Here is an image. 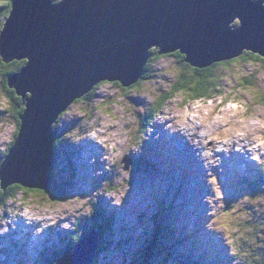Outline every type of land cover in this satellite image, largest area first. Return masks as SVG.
I'll use <instances>...</instances> for the list:
<instances>
[{"label":"rangeland","instance_id":"374dc122","mask_svg":"<svg viewBox=\"0 0 264 264\" xmlns=\"http://www.w3.org/2000/svg\"><path fill=\"white\" fill-rule=\"evenodd\" d=\"M236 26L237 19L230 24L231 28ZM250 59L233 62L226 70L220 68L221 93L210 100L211 105L194 109L197 101H207L185 103L186 96L177 94L150 117V123H143L140 117L175 82L181 70L175 56L153 64V75L137 88L103 83L93 96L69 105L52 128L64 136L51 166L57 187L18 193L0 207V264H22L19 255L28 259L26 264H44L82 230V220L98 204L96 213L106 209L98 213L100 220L112 217L107 236L111 243L90 264H133L159 225L163 226L159 232L162 245L174 246L163 264H248L257 220L264 219V189L257 194L253 188L259 178L264 180V172H259L264 168V144L259 143L264 139V61ZM2 71L0 68V76ZM177 108L197 115L186 116L178 126L175 121L180 117L173 115ZM92 125L101 129L88 130ZM16 130L8 101L0 95V162L15 140ZM225 130H229L228 143L209 139ZM236 130L243 131L244 137L234 136ZM99 131L103 142H108L99 144L107 161L93 167L95 183L90 185L86 179L82 188L78 180L85 177L77 178L76 174L81 152L77 144L82 136ZM217 147L223 150L217 152ZM209 150L211 155L202 157ZM246 154V158L253 156L252 163L248 159L250 165L243 163L242 155ZM254 194L262 198L251 201L249 195ZM25 207L23 218L20 213ZM49 217L53 221L44 224ZM24 219L29 221L23 232L34 233L25 238L16 230ZM33 221L43 223L32 226ZM259 221L264 224V220ZM261 231L258 237L264 239ZM33 239L37 241L31 242ZM242 241H247L245 246H240ZM259 255L258 251L251 257Z\"/></svg>","mask_w":264,"mask_h":264},{"label":"water","instance_id":"95a60500","mask_svg":"<svg viewBox=\"0 0 264 264\" xmlns=\"http://www.w3.org/2000/svg\"><path fill=\"white\" fill-rule=\"evenodd\" d=\"M153 48L199 68L244 51L264 58V0H12L0 58L26 61L8 79L24 110L1 188L47 189L58 117L100 83L135 84ZM98 236L87 232L55 264H90Z\"/></svg>","mask_w":264,"mask_h":264},{"label":"trees","instance_id":"16d2710c","mask_svg":"<svg viewBox=\"0 0 264 264\" xmlns=\"http://www.w3.org/2000/svg\"><path fill=\"white\" fill-rule=\"evenodd\" d=\"M54 1H58V0H54ZM11 7H12V0L0 1V24H1L0 29L1 27L3 28L2 25H4L6 18L9 16ZM239 24L240 23L238 21V26ZM238 26H236L235 28H238ZM148 54L150 57H149L148 62L144 65L142 76L135 84H133L132 86L128 88H137L139 87L142 80H147L149 77H151L153 75L152 74L153 64H155L157 61H159L163 57H166V56L177 57L178 60L181 62V70L177 72L176 77H175V82L170 85V90L168 92L161 93V95L155 99V102L153 103L150 111L146 113L145 115H142V117H140V121H142L143 123H150L149 122V120L151 119L150 117L153 116L154 113L161 111L164 108L165 104L169 101H172L173 96H176L177 94H184L186 96L184 100L185 103H189V102H193L197 100H204V101L214 100L221 93L220 78L217 75L220 72V68H222L223 70H226V67L230 65L231 63L238 62L244 59H249V58L251 59L255 58V60L259 59L261 61H264V58L260 57L257 54L251 53L249 51H244L240 57L222 60L220 62H214L209 66L199 68V67H193L190 64L186 63L185 55H183L180 52V50H177L175 52H167V53L161 54L159 48H153L149 50ZM25 63H26L25 60L4 63L2 59L0 58V68L3 69L2 74L0 76V95H2V98L4 100L8 101L9 108L11 110V113L13 115L14 122L17 128L15 137L17 136V132L19 129V124H20L19 116L23 113L24 105H23L22 98L16 94L14 89L9 87L8 79L11 75L17 73L25 65ZM103 83H109V82H103ZM103 83H100V84H103ZM112 84L120 85L118 82H112ZM99 85L95 86L91 92L86 94L84 96V99H87L93 96L96 91V88ZM54 135H55V141L52 146L53 156L57 152V150L63 146L61 144L63 142V137H64L63 135H61L55 130H54ZM14 141H12L11 145L9 146L8 151L6 152V155L9 153V150L11 149ZM259 172H264V168H262L261 171ZM54 173L55 171L53 167H51L49 170V176H50L49 186L50 187H48L47 190L53 191L52 187L54 186V189L57 187V180H56V176ZM253 188L254 190L258 191L257 194H259L264 189V180L259 178L258 184L257 185L254 184ZM29 190L30 189L23 188L19 185H13L11 187L6 188L5 190H3L0 186V207L3 206V204L7 202V200L14 198L18 193L22 192L23 194L26 195L28 194ZM249 196H251V201L262 198L261 195L256 196V194L249 195ZM98 207L100 208L99 204L98 206H96L95 210H93V212L88 215L86 219L82 220V223H83L82 225L84 226L82 230H79V232H76L74 236L71 237L72 239L67 243L64 249L59 251V253L54 254L55 256L54 255L51 256L46 262H44V264H55L57 257L60 256L62 251H64L68 247L79 242L87 232L94 230V229L97 230L98 233L100 232L98 236L99 237L98 247L95 252L94 259L101 251L106 249V247L111 243L110 240H107V236H108V233L111 232L110 225H112L111 224L112 217L108 218L104 216L103 218L101 216L102 218L100 220L99 218L100 214L98 215V213L102 214L104 213L106 209L105 208L104 210L101 209V212L96 213V209ZM259 220H264V219L259 218L257 220V225L254 230V234H255L254 241L253 242L250 241L251 247L248 250V254L249 253L251 254L250 259H248V262H249L248 264H264V239L258 237L259 235L257 234V232H259L262 229L261 232L264 235V224L262 225L261 223L263 222H260ZM161 229H163V226L159 225L155 231L156 232L155 236L148 241L146 240L147 246L143 250V254H140L141 255L140 257L136 255L135 257H137L136 259L137 261L134 260L133 264H153L154 263L153 260H155L157 257H159L157 259L158 264H163L169 260L171 254L173 253L171 250L173 249L174 246H171V245L163 246L162 245L160 239H161V236L163 238V235L159 233ZM158 234L160 236H158ZM245 243H247V241L245 242L242 241L240 243V246H242L243 244L245 246ZM262 244H263V248L260 249ZM258 251L260 255L252 258L251 256L255 254V252H258ZM162 253L163 255H161ZM162 258L165 260L163 261ZM159 259H161V261ZM189 264H191V262Z\"/></svg>","mask_w":264,"mask_h":264},{"label":"bare ground","instance_id":"6f19581e","mask_svg":"<svg viewBox=\"0 0 264 264\" xmlns=\"http://www.w3.org/2000/svg\"><path fill=\"white\" fill-rule=\"evenodd\" d=\"M1 25V24H0ZM260 114V113H259ZM124 119H125V117H123ZM253 124H254V122H253ZM257 126V125H256ZM105 127H107V125L105 126ZM98 128L99 129H101L100 128V126H90L89 127V129L88 130H98ZM109 128H111V127H109ZM205 128V127H204ZM65 129V128H64ZM104 133H108V130H105L104 131ZM116 134V133H115ZM80 135V134H79ZM81 136V135H80ZM108 136H110V135H108ZM117 136L119 137V134H117ZM102 137H103V133L101 132V131H99L97 134H95V135H85V136H82L81 138H80V142L77 144V148L81 151L80 153H79V155L77 156V161H78V165L80 166V170H77L76 171V174H78L79 176H77V178H81L82 176L83 177H85L84 179H82V180H78V182H82V184L81 185H79L80 187H82V188H84L85 186V183H84V181L86 180L90 185L91 184H93V183H95V181L93 182V180H92V178H91V176H92V174H93V167L95 166V165H97L98 166V164H102V162H103V164L107 161V159L106 160H104V158L103 157H105L106 156V153H104V151H101V149H102V147L99 145L100 143H102V144H104V145H106V144H108V142H103V140H102ZM98 139H99V143H98ZM166 140H168V141H170V140H172V138H170V137H167L166 138ZM114 143H117V141H113ZM148 142V141H147ZM111 144H113V143H111ZM123 145V144H122ZM101 148V149H100ZM112 149V151H113V149H115V146H114V144H113V146L111 147ZM173 148H174V146H173ZM172 148V149H173ZM245 149V148H244ZM102 150H104V149H102ZM251 150V149H250ZM178 151V150H177ZM247 154H248V152H246ZM243 154V153H242ZM247 154L246 155H242V157H243V163H246V164H248V165H250V161L248 160V159H250L249 157L248 158H246L247 157ZM202 157H204V155L202 156ZM107 158H108V156H107ZM74 161H76V160H74ZM105 161V162H104ZM195 162L193 161V164H194ZM242 163V164H243ZM104 166V165H103ZM99 170V169H98ZM105 170V169H104ZM97 171V170H96ZM75 172V171H74ZM106 173V172H105ZM244 173V172H243ZM89 178V179H88ZM190 187V186H189ZM75 189H76V187H75ZM78 192V191H77ZM76 193V192H75ZM100 198V197H99ZM102 199V198H101ZM104 200V199H103ZM103 202V201H102ZM29 213L30 212H28V215H29ZM23 218H26V216H22ZM29 221V219H24V221H22L21 220V222H18V225L20 226H18V229H16V230H18L21 234H23V238H25V237H28V236H32V235H34V233H32V232H30V233H25V232H23V227H25L26 226V224H27V222ZM51 221H53V219L52 218H47L45 221H44V224L46 223H49V222H51ZM65 221V220H64ZM41 223H43L42 221L40 222V221H33V225L32 226H36L37 224H41ZM100 233V232H99ZM217 233V232H216ZM11 234H13V233H11ZM191 235V234H190ZM194 236V235H193ZM192 237V236H191ZM43 241H42V243H44L45 241H46V239L44 238V239H42ZM36 242L37 240H31V242ZM54 244V243H53ZM58 249V248H57Z\"/></svg>","mask_w":264,"mask_h":264},{"label":"clouds","instance_id":"9594fccd","mask_svg":"<svg viewBox=\"0 0 264 264\" xmlns=\"http://www.w3.org/2000/svg\"><path fill=\"white\" fill-rule=\"evenodd\" d=\"M211 103H212V101H210V100L207 101L206 104H204V103L201 102V101H197L195 104H193V108L195 109V108H197L198 106H207V105H211ZM173 115H179L180 118L177 119V120L175 121V124L179 126V125H182L183 120H184V118H185L186 116L192 115L193 117H195V116L197 115V113H196L195 111H193L191 114H189L185 109L177 108L176 111L173 113ZM205 115H207V113H205ZM197 123H199V121H197ZM228 131H229V130H225V131L222 132L219 136H211V137H209V139L214 140V141H218V142L222 141L223 143H228V142H229V140H228V138H227V137H228ZM201 135H203V133H201ZM233 135L236 136V137L243 138L244 135H245V133H244L243 131L236 130V131L233 132ZM204 143H207V141H204ZM259 143H260V144H264V139L260 140ZM222 150H223V149H221V148H219V147H217V148L215 149V151H217V152H220V151H222ZM237 150H239V149H237ZM203 155H204V156H210V155H211V151H210V150H209V151H206V152H204ZM209 163H211V161H209ZM218 195H219V194H218ZM117 203H119L118 200H117ZM26 213H27V208L25 207L24 212H22V213H20V214H21V215H24V214H26Z\"/></svg>","mask_w":264,"mask_h":264}]
</instances>
